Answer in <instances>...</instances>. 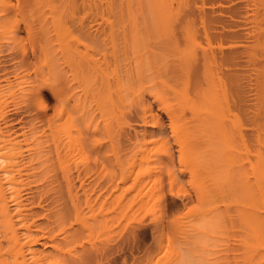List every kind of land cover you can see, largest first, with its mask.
<instances>
[{
	"label": "bare ground",
	"instance_id": "obj_1",
	"mask_svg": "<svg viewBox=\"0 0 264 264\" xmlns=\"http://www.w3.org/2000/svg\"><path fill=\"white\" fill-rule=\"evenodd\" d=\"M48 1L53 4L55 0ZM92 1H74V3L77 2L76 7L72 6L71 8V10L73 7L76 8L72 10L76 13V19L75 14L72 15L76 21L74 26L77 25L75 27L77 38L75 36L74 38L77 39L76 42L85 40V42L80 43L84 47H88V49H84L85 52L82 49L83 54L90 49L91 45L89 44L95 46L101 43V46L99 45L101 48L102 43L107 39L110 41L121 40L120 47L118 45L112 46V51H110L111 53L107 57L108 61H106L111 60L115 65L120 63L121 69L123 68L121 64L124 67L128 66L130 60L127 59L129 56H131V62L134 61L135 65L131 62L129 64L134 69L132 70L134 74L132 71L130 72V69H127L129 67H125L122 69L123 71L121 70L123 73L118 74V79L120 78L119 80L116 79L118 83H115L119 84L121 92L119 93L122 95L119 97L123 98L122 102H129V106L131 105V98H133L131 97L132 94L134 96L142 92V95H136L138 100L140 97L144 99L143 92L152 97L149 100L156 104L158 112L156 109L153 111L151 101H145L147 105L150 103L147 106L145 102H140L141 99L140 104L143 103L147 107L141 105L144 107L140 110L141 107L138 106L139 112L141 111L139 115L135 109L134 111L137 116H140L144 125L152 128V130L142 131L143 137L149 135L154 139L157 138V134L162 137L164 135L163 140L166 142V147L165 149L162 148L163 152L159 157L164 154L166 158L172 160L170 162H173V151L170 142H168L169 139L165 135V126L168 125L174 132L177 127L175 121L178 119L176 121L178 122L180 118L187 119L186 116L189 113L192 117H200L195 119L196 122L202 118L209 120L219 117H221V119L219 118L221 121L223 117H227L226 120L231 118L230 123L235 120L233 122L235 126V146H233L235 147V230L237 228L236 232L238 233L235 243L244 249L242 252L247 253L246 258L251 264L262 263L264 261V0H101L104 1L100 4L102 8H98L100 5L96 6L101 1L95 5L96 0ZM46 4V0H0V264H90L93 256L92 248L84 245V241L82 243L79 242L80 239L79 241L77 239L78 233L76 232L80 228L74 224L75 222L78 224L79 221L82 222V215L79 214L81 210L77 212L76 203L79 201H77L75 191L73 192L75 176L73 178L71 167H68L65 172L69 197L64 201L63 208L60 204L54 203L55 206H51L53 209L50 207L51 209L48 211V205L44 203L47 206L45 211L48 214L45 211L41 213L45 205L39 201L34 203L35 200L32 198L34 197L32 196L33 193L37 190L41 189L42 192L48 191L50 193L49 190L58 187V184H56L57 186L53 185L55 182L58 183L56 173L51 174L53 173L52 165H55L54 159L59 160L61 148L66 143L68 144L64 154L68 150H72L73 146L77 145L76 142L81 143L80 137L84 140V137L88 139L92 136L91 120L93 115L95 116L93 114L87 117L86 109H84L83 115L82 109H80L81 111L78 109L81 106L77 102V97L73 96L75 95L73 94L74 91L66 90L68 97H66L67 94H64V99L65 97L66 99L62 98L61 102L65 103L62 111L57 117L55 116V119L53 117L49 120L45 118L46 102L42 90L46 88L45 81L47 79L44 78L43 73L46 72L42 65L46 61L44 60L46 57L43 59V53L44 56L47 55L45 50H48V47L46 40L44 41L45 18L43 16H45V10L43 7L50 6ZM51 7L56 6L49 8ZM236 8L238 10L243 8L244 10H240L238 14L235 11ZM63 9L61 8V11ZM235 12L239 15L238 19L235 18L237 16ZM242 20L243 22L244 20L247 21L243 23ZM248 21L250 25L247 24ZM46 22L48 21L46 20ZM64 23L66 24V22ZM33 34L36 40L33 38ZM31 39L35 40L36 43L33 40L32 42L35 47H38L36 50L39 52L36 51L38 55L36 54V63L33 62V68L31 67L32 53H29ZM200 40H203V44L200 43ZM94 42L99 44L94 45ZM77 44L75 46L80 52L79 56L77 55L80 63L79 61L76 62L77 65L81 64L83 60L81 57L85 55L87 57L85 56L86 59L83 61L88 59L89 62L88 52L81 56L83 54L78 47L80 44ZM196 46L199 47L198 51H196ZM67 47L72 46L67 45ZM95 48L93 52L97 50ZM70 49L74 50L73 47ZM69 50L67 54L70 52ZM75 51L69 54H75ZM245 52H247L248 57ZM240 53H244L246 55L244 58L247 57V60L250 58L252 60L250 61L252 68L249 69L253 71V81L247 82V84H251L253 88H249V85L244 84V79L242 80V77L244 75L246 77L247 74L245 72L242 75L243 71L247 70L240 67V62L237 61L240 65L235 63L236 57L244 63L242 61L244 59L243 54L240 57L236 56ZM89 57H91V53ZM73 60L77 61L74 58ZM87 61L86 63L83 62L84 65L88 64ZM97 61L99 62V60ZM100 62L102 63V61ZM235 64H238L237 66L242 69L236 68ZM244 65L242 66L244 67ZM87 66H78V68L80 70L84 67L81 69L82 71ZM92 68L94 69L93 66ZM31 70L34 73H31ZM59 71L61 72V70ZM65 78H63V82L66 83L67 78L66 81ZM46 82L48 83V81ZM69 85L66 83L65 86ZM245 87L250 90L246 91ZM106 91L104 94L100 91L104 97H106ZM249 91L251 92L248 93ZM109 93L107 92V95ZM33 96L37 105V110H33L34 114L28 118L22 114L17 115L19 103L28 99L30 102ZM100 96L99 98H103ZM237 101L238 103H235ZM132 102L135 107L140 105L136 104L135 100ZM126 103L122 104L126 105ZM131 108L132 106L129 109ZM231 108H234L233 111ZM123 110L125 111V109ZM127 110L125 111L126 114L129 111ZM23 111L26 112V110ZM125 113L123 114L125 115ZM129 114L132 115L131 112ZM164 117L168 120V124L163 122ZM186 119L184 120L185 123ZM45 120L46 125L44 126ZM205 120H203V124ZM208 120V125L205 126L206 130H213L216 126V133L221 134L222 141L226 140L227 127L232 129V123L229 127L228 123L224 122L225 120L220 121V123L215 121V124H218L211 123V126ZM247 120L251 122V125L248 126V129L251 130L247 129V125L244 129L246 133L249 132L254 135L253 141L245 134L248 138L246 140L245 135L242 134V125L244 126ZM211 121L213 122V120ZM201 126L199 125L197 128ZM208 126H211L212 129ZM231 132L229 131V133ZM121 134L127 135L128 133L123 134L122 131ZM134 136L136 140L131 141V137L128 135L126 140L130 141L129 143L135 148V152H143L147 143L153 140L151 138L144 140L145 137L141 141L142 138L139 140L137 133ZM158 139L160 138L158 137ZM122 141L121 143H123ZM102 142H94L95 149L93 151H99L97 155L100 152L101 154L105 152L103 149L106 147L103 146ZM121 143L118 145L120 146ZM222 145L228 146L229 149L225 147L227 151L234 149L225 141ZM119 146L120 151L124 145H121V148ZM225 152L226 150L220 151V156L222 155V158H219L222 163L221 166L227 164L222 162L225 161L223 160L226 157ZM101 154L100 157H102ZM225 165L223 167L228 166ZM77 176L79 175L77 174ZM47 177L51 178L47 184L49 186L47 188L44 186L46 190L44 187H42L44 189H38L36 186L37 179L39 181L41 179L43 182ZM115 188H120L118 183H116ZM53 192H55V197L51 196L56 201L58 195H56V190L53 189ZM41 193L42 197L43 193ZM44 195L46 194H43V197H45ZM39 196L35 199H42ZM67 200L70 205L67 204ZM79 204L77 203V205ZM199 221L192 224L194 230L207 231L212 229L213 225L209 219L201 217ZM82 226H84L83 223ZM85 228L87 229V227ZM89 230L91 234L90 227L83 232L86 234L89 233ZM84 237L86 238V236ZM236 248L238 249V246ZM173 249L174 245L171 246L169 264H173ZM243 253L241 254L243 255ZM235 254L236 258L241 255L238 256L237 252Z\"/></svg>",
	"mask_w": 264,
	"mask_h": 264
},
{
	"label": "rangeland",
	"instance_id": "obj_2",
	"mask_svg": "<svg viewBox=\"0 0 264 264\" xmlns=\"http://www.w3.org/2000/svg\"><path fill=\"white\" fill-rule=\"evenodd\" d=\"M74 1L75 0H55L53 1V4L56 2L57 3L53 5L46 0V3L50 6H56L54 8L51 7L54 11L49 8L50 6L43 5L45 6L43 7V9L45 10L44 13L46 16H43L45 18L44 41L46 40L45 42L47 43L48 47V50H45V54L47 55L44 56L43 53V59L46 57L44 60H46L47 62L42 61L43 63H45L42 66L45 67L44 71L46 72L45 74L43 73V75L44 78L47 79L46 81H48V83L45 81L46 88L42 90L46 102L45 118L47 120L51 119L52 117L53 119H55V116L57 117L59 115V112H61L62 108L65 106V103L61 101L62 98L64 99V96L66 94V97H68V93H66V90L69 92L74 91L75 93L73 92V94H75L76 96H73L77 97L76 99L79 100H77V102H79V106H81V108L78 109H82V111L80 110L82 114L84 109H86L85 112H87V117L89 115L95 114V116L93 115L92 120L90 118L92 123L90 129H92L93 134L88 139L82 136L87 141L85 139L83 140L80 137L81 139L79 138V140L81 143L78 144L76 142L77 145L73 146L72 150H68L67 153L64 154V150L66 149L65 147L68 144L66 143L65 146L61 148L62 151L59 160H57L54 156L55 165H52L54 171L51 166L53 173H51V171L50 173H56L58 179V183H53L54 186H57L56 184H58V187L53 186V189L57 192L56 195H58V200H56L57 202L54 201L55 199L53 198V196L55 195L53 189L49 190L50 193H48V191H46V193L44 191L42 192V190L40 189L44 186H46V188L47 186H49L47 184L50 182L51 178L47 177L43 182H41V179L40 181L37 179L36 182L38 185L36 184V186H38L37 188L40 189L37 191H39L40 193L42 192L46 195H44L45 197H43V194L41 193V197L40 193L38 192L40 195L39 196L38 193L36 194L37 191H35L32 195L34 196L32 197L35 200L34 203H37L36 201L41 202L42 205L44 203H47L48 207L46 206V204H44V210L41 213H44V211L47 210L45 207H47L48 211H50L49 209L55 206L56 203L60 204V206L63 208V206L65 205L64 201L69 197L67 195L68 184L65 177V172L68 167H71L73 178L75 176V180L73 179L75 181L73 192L75 191L74 193H76V197L78 198L77 201H79L76 202L80 203L79 205H77L76 203V207L78 208L77 212L81 210V213L79 212V214L80 216L82 215V222L79 221V224L78 222H75L74 225L79 226L77 228H80L77 229L76 232L78 233V241L80 239L79 242L83 243L84 241V245L92 248L93 256L91 257L92 259L90 264H169V254L171 253V246L174 245V241L177 239V237L185 238L186 233L193 232L194 228L192 224L197 223V221L200 222L201 220L199 221V219L201 217L209 219L213 227H215L214 222L217 218L220 221V227L215 236V244L211 250L208 264H251L246 258L247 253H245V251H243L244 253L242 252V250L244 249L239 247L238 243H235L236 239L238 238V235H236L238 234L236 232L237 228L235 230V147H233L235 146V126L233 125V122H235V120L232 119L234 121L231 120V124L229 122L231 118L229 120H226L227 117L222 118V121L225 120L224 122L228 123L227 125L229 127L230 124L233 125V128L231 127L232 129L227 127V141H222V138L220 136L221 134H219L218 132L216 133L215 131L216 126L213 130H206L208 119L205 120V118H202L201 120H198V122H196L195 119H199L200 117H192V115H189V113L186 116L187 119L184 118V120H187L186 123L183 118H180L178 122H176L178 119L175 121L177 127L175 128L174 132L171 131L168 125L165 126V135L166 137H168V142H170L171 150L173 151V162H170L172 160L166 158L164 154L163 156L164 158H166L165 160L164 158H162L163 156L159 157L162 155L161 152H163V149H165L166 147V142L165 140H163L164 135L162 137L160 136V134H157V138L155 137L154 139L152 137H149V135H145L143 137L142 131L152 130V128L144 125L140 119V116H137V114H141V111L139 112V108L141 107V110L142 107H144L141 105H145L143 103L140 104V102L151 101L150 103L152 104V109L154 108L153 111H155L156 104L152 100H149L152 97L149 96L148 93L143 92L144 99L140 97V101V99L138 100V97L136 98V95H142V92L137 93L134 96H132V94L131 97H133L134 99L131 98L130 106H132V108L129 109L130 103L127 102V104L125 101L122 102L123 98H121L122 95L120 94L121 92L119 84L115 83L120 79H118V74L121 75L120 73L123 71V68L129 67L127 69H130V72L134 70L132 66L129 65L134 61L131 62L132 59L131 56H129V58L127 59L130 60L129 64L127 63L128 66L126 65L124 67V65L121 64L123 66L122 69L121 66H119L120 63L118 65H115L113 64V61L111 62V60L107 62V57L110 55V51H112V46H119V44L121 45L120 39H118L119 42L117 40L110 41L107 39L105 40L106 42L104 41L105 44L102 43L103 45L101 48V43L99 44L96 42L100 46L95 45V42V46L89 44L92 48H95L97 46V48H95L97 50H94V52V48L92 49L88 45L90 49L88 51L86 50L88 52L86 53L88 54V58L90 60L89 62L87 61L88 59L86 60L89 65H84L86 61L83 60L86 59V55L84 56V54L86 53L83 54V50L88 49V47H84L83 44H80L81 42H85V40L76 42L77 39L74 38V36L77 38L75 28L77 27V25L74 26V24H76V13L72 11L73 9H76L75 7L77 5V2L74 3ZM96 1L94 2V5L95 3L98 4V2H100L101 0ZM103 2L104 1H101L96 6H99ZM72 6L75 7H73V9L71 10ZM63 7L64 9L66 8L65 12L63 11ZM56 8L59 10H57ZM61 8L63 9L62 11ZM98 8H102V6L100 5ZM236 9L237 10L235 11L238 12V14L240 10H244L243 8H239V10L238 8ZM236 12L235 15H237ZM74 14L75 19H73L74 17L72 16ZM238 16L239 15H237L235 18L238 19ZM52 17L55 18L53 19ZM46 20L48 22H46ZM247 20H244V22ZM64 22H66L67 25ZM248 22L247 24L250 25V22ZM59 24L61 25V27ZM65 27L67 28L65 29L66 31L63 29ZM47 29L48 31H46ZM63 31L66 33H64ZM33 38L35 39V36ZM34 39H31V46L29 48V53H32V68L33 62L36 63V54L38 55L39 53L36 50V48L38 49V47H35V45H33L32 40L34 42L36 40ZM202 41L200 40L201 44H203ZM90 42L92 43L93 41ZM77 43L80 44L78 47L80 48V51H82L83 55L81 56H84H80L81 60L83 59L81 61V64L85 62L83 63V65H77L78 61L80 63V60H78L77 58L80 52H78L79 49H77V46H75L78 45ZM67 45L72 46L74 50H69V48L72 47H67ZM197 47L198 46H196V51L199 50V47ZM76 49L77 51H75ZM68 50L70 52L75 51V54H69L70 52H68L67 54ZM36 51L38 53H36ZM90 53L91 57H89ZM103 53H105V55H103ZM241 54H243L242 57L244 58L247 55V52H245L246 55H244V53H240L239 55L236 54V56L240 57ZM247 57L244 59L241 58L244 63H242L238 57H236L237 59L235 58V63L237 61L240 62L241 65L237 62L240 67L247 70L243 71L242 74L244 75L245 72H247V78L245 77V75L242 77V80L244 79L246 81L245 82L243 80L244 84H247V82L251 83L253 81V71L250 70L252 68V64L250 63V61L252 60L250 58V60L248 59L249 62H246L248 61ZM73 58L77 59V61H74ZM97 60H99V62ZM100 61H102V63ZM133 64L135 65V63ZM238 64H235L236 68L238 67L239 69H242L237 66ZM247 64L249 65L247 66ZM96 65L98 66V68ZM242 65H244V67ZM78 66H87L88 70L87 68H85L86 70L83 69L81 71V69L84 67L79 70ZM92 66L94 67V69L92 68ZM245 66L247 69L245 68ZM248 69L250 70V72H248ZM32 70L31 73H34V71ZM59 70H61V72ZM58 71L60 74L58 73ZM132 73L134 74L133 71ZM65 77L67 78L66 83L68 85L70 83L72 89L74 87L73 90L70 89V85V87L65 86L66 83L63 82V78ZM49 82L52 85H50ZM102 84L104 85V88ZM116 85H118L117 88ZM248 85L249 84H247V86ZM250 85L249 88H253V86ZM50 86L53 88H51ZM247 88L248 87H245L244 89H246V91L250 90L249 88ZM97 90H100L101 92H103V94L104 91L107 90L105 92L106 97H104V95ZM107 92L110 93L107 95ZM250 92L251 91H249L248 93ZM99 93L100 95H102L100 96ZM119 95L121 96L119 97ZM99 96H103V98H99ZM32 98L30 99V102L28 99V102L23 101L21 102L22 104L19 103L20 106H18L19 108L17 109V115L22 114L24 117L27 116L28 118L30 115L34 114L35 109L37 110V105L34 99L35 97L33 96ZM132 100H135L136 104L140 105H137L135 107L132 104ZM122 103H126V105H123ZM145 103L147 105V102ZM235 103H238V101ZM149 104L147 106H149ZM124 106H128L129 108H126L129 111ZM233 107L235 108V106ZM234 108H231L232 111ZM28 109L29 112L27 113ZM123 109H125V111H128L127 114ZM23 110H26V112H24ZM121 112L125 113V115ZM129 112H131L132 115H130ZM156 112H158V109H156ZM78 114H80V112ZM219 118L221 119V117ZM219 118L209 119L208 123L211 126L212 124L217 125L218 123H215H220L221 121L219 120ZM163 119V122L168 124V120L165 117ZM188 119H190V121H188ZM203 120H205V125L203 124ZM211 120H213V122ZM86 122H89V120H86ZM192 122L202 126L197 128V126L199 125ZM245 123L246 124H244V126L242 125V134L248 135L249 139L252 138L251 141H253L254 135L250 134L249 132H245V125H247L248 129V126L251 125V122L247 120V122ZM45 125L46 120L44 122V126ZM107 126L111 127L109 128ZM211 126H208V128H210ZM122 131L123 134L128 133L127 135L131 137V141H134V139L136 140L134 136L135 133H137V136L139 135V140L142 138L141 141L145 137L146 138L144 140H146L147 138H151L153 140L147 143L143 152H135V148H133L131 146V143H129L130 141L126 140L127 135L121 134ZM229 131L232 132L229 133ZM118 132L120 133L119 135ZM217 135L219 138L217 137ZM246 135L245 137H243L246 138ZM118 136L120 137L118 138ZM121 137L123 138L121 139ZM158 137L160 139H158ZM247 139L248 138H246V140ZM119 140V143L124 140L122 141L123 143H121L120 146L118 145ZM96 141H103V146L106 147L105 149H103L105 152L102 151V154L100 152L102 157H100V154L97 155L99 151H93V149H95L94 142L96 143ZM224 141L227 142L228 145H232V148L234 149H232V151L228 150V152V146L222 145L224 144ZM121 145H124V147L119 151L118 146L121 148ZM222 150H226V157L225 159L223 158V160L225 161L222 162L227 163L226 165L224 164L225 166L228 165L227 167H223L224 165L221 166L222 163L220 162V159L222 158V155L220 156V151ZM158 157L159 159H157ZM167 159L169 160V162L167 161ZM77 174L79 176H77ZM116 183H118V185L120 186V188H118L119 190L115 188ZM38 196L42 198L40 199L42 201L35 199ZM67 202L66 203L70 205L68 200ZM83 216L85 218V221L84 218H82ZM82 223L84 224V226H82ZM88 226L91 229V234L90 230L88 231L89 233L86 234L91 235L90 237L83 232L89 229ZM85 227H87V229ZM84 228L85 230H83ZM83 235L86 236V238ZM82 236L85 239H83ZM237 246L238 249L236 248ZM235 252H237L238 256L243 253V255H241L244 258H240L242 257L241 255L236 258ZM263 263L264 261H262V263L260 262L259 264ZM256 264H258V262Z\"/></svg>",
	"mask_w": 264,
	"mask_h": 264
},
{
	"label": "clouds",
	"instance_id": "obj_3",
	"mask_svg": "<svg viewBox=\"0 0 264 264\" xmlns=\"http://www.w3.org/2000/svg\"><path fill=\"white\" fill-rule=\"evenodd\" d=\"M215 227L207 231L186 233L185 238L177 237L174 241L173 264H208L211 250L215 244V236L220 221L215 220Z\"/></svg>",
	"mask_w": 264,
	"mask_h": 264
}]
</instances>
